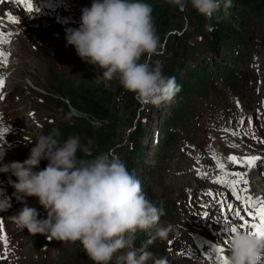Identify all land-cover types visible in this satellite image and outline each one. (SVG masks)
I'll return each mask as SVG.
<instances>
[{
	"label": "clouds",
	"instance_id": "9594fccd",
	"mask_svg": "<svg viewBox=\"0 0 264 264\" xmlns=\"http://www.w3.org/2000/svg\"><path fill=\"white\" fill-rule=\"evenodd\" d=\"M168 3L181 11L190 3L206 19L231 6V0ZM81 11L80 26L69 29L66 40L82 61L102 70L103 79H116L142 106L175 101L181 86L150 63L160 39L152 5L143 0H92ZM60 137L58 128L39 135L23 162L6 163L0 158V173L9 174L8 182L15 189L12 195L23 205L11 216L17 228L49 240L78 241L94 264H148L150 260L169 264L167 257H155L147 245L134 247L138 232L147 233V244H153L168 240L171 231V225L161 223L163 208L147 198L135 174L111 152L80 159L79 137L63 141ZM44 160L47 166L37 171ZM28 197L38 198L46 218L28 206ZM11 207L12 197L0 189V212ZM228 252V264H262L264 238L237 229L228 239Z\"/></svg>",
	"mask_w": 264,
	"mask_h": 264
},
{
	"label": "rangeland",
	"instance_id": "374dc122",
	"mask_svg": "<svg viewBox=\"0 0 264 264\" xmlns=\"http://www.w3.org/2000/svg\"><path fill=\"white\" fill-rule=\"evenodd\" d=\"M159 1L164 0H143L145 3ZM89 2L91 5L92 0H89ZM187 13L188 10L185 8L183 13L179 14V16L172 20V23L167 26V32L161 31L158 33L160 38L158 52L152 56L150 63L153 66L159 65L162 69V73L165 72L168 63L176 61V56L179 57L184 54L185 58L190 59L195 53L193 45L196 38L202 35V32L193 26L194 21L190 20ZM239 17H237L236 22H239ZM208 20L209 19H207V21ZM251 21H253L254 26L251 25V27H248V30L244 32L247 36H252V38L249 39L248 47L250 48L253 46V48L257 50L256 55L259 56V59L251 56V58H246L244 60L245 62L240 61L237 68L243 72V75L253 73V69L251 68L252 64L256 61L257 63H260V60H264V43L262 42V38L264 37L262 35V29L264 28L261 26V29L256 23L257 20L255 21L254 18H252ZM55 23L57 22H54L51 25L53 26ZM223 25L226 26V22H224ZM211 31V25H208L205 29V34L206 32L210 34ZM52 34L53 29H51L50 32L46 30L40 32L32 30V32L30 31L31 38H25L22 46L21 44L17 45L16 58L19 62L16 67L12 68L14 70V74L11 78L12 86L8 91L9 95L5 100V105L9 106L17 115L18 112L22 113L26 122L27 119H29V109L36 108L38 110L36 118H38L42 124L47 125L45 128H39L32 126L27 122L30 126L31 134H36L37 136L45 134L48 128L53 129L55 124H57L56 122H62L65 124L75 122L80 125L87 123L95 127L97 130H103L104 128V130L108 132L110 131L112 145H116L109 151L120 159H128L133 156L134 166H137L135 169L138 173H143L142 168L146 163L143 165L140 164L143 161L142 157L144 155L147 164L149 163L151 166H162L163 172L154 173L155 176L151 178L149 185L153 193L161 201L170 204L172 210V199H174L178 193L184 192L185 190L180 188V182L185 180V177L181 175L183 169L182 164L184 161L181 160L183 156V153L180 150L182 138L177 135L179 133H176L174 135L175 137L171 138V141L175 143L177 142V145L175 147L169 146L168 140L165 149L158 150L157 155L154 158L152 148L151 150H145L144 148V155L141 153L138 154V145L134 144L133 138L131 140V136L135 128V123H138L137 119L140 117L139 110H141V114H144V111H142L141 108L138 109L139 107L137 102H135L136 99L134 95L125 92L116 79L111 81L103 79L101 76L102 70L82 61L73 47L63 44L59 41L56 34H53V36ZM49 36L52 37L51 41L46 40V38L49 39ZM41 40L45 41L47 47L39 44V41ZM253 42L255 45H252ZM35 45H37L39 49L35 48ZM217 48H220L219 44H217ZM49 50L50 53L48 52ZM224 54L225 53L222 55ZM174 69L179 71L180 76H184L183 67H177L174 65ZM236 81L237 80L235 79L236 88H239V92L243 93L241 96L244 97L246 95L249 97V95L245 93L249 92L247 87L240 81ZM92 83H97L101 87L113 90L112 92L114 93L115 98L111 109L114 113L109 118H94L87 111L79 107V105H81L79 97L75 94H70V91H74L76 87H88ZM217 88L227 90L228 94L231 95L232 105L234 104L238 106L239 102L235 98L237 96L234 93H231L226 82L218 80ZM210 100L211 99L209 98L208 101ZM218 100L219 94L212 92V101ZM162 105V112L164 113L151 112V116H153L152 127L149 129L147 136L142 137L141 142L143 145L149 146L147 144L149 142V137L152 138V134L150 135V133L152 130L158 129L164 121V118L170 114L167 104ZM201 105L202 107L199 108V113L206 107V103ZM151 106L152 105L149 106V109H152ZM65 108H67V110ZM132 111L133 113L135 112V115H132ZM70 114L77 116L80 121L72 119ZM22 115H19V117L21 118ZM134 116H136L135 121L132 122L131 118ZM139 119L144 122L142 117ZM205 120L206 116L200 117L199 119H196L195 117L189 119V124L187 125V131L185 133L187 135L189 132L193 133L195 141H198L200 137L199 133L202 128H204ZM199 123H202V126H198ZM182 126L185 125L182 124ZM182 131L180 135L182 134ZM77 133L82 139L86 137L88 144L91 145H97L100 136H105L103 132L100 133V136L99 134L88 136L83 130L76 131L75 129H72L68 133V136H77ZM87 141L82 142V145L80 144V149H82L83 153L92 152V148L86 145ZM22 145L25 146L23 143H20L21 147ZM28 145L30 148L25 150L21 156L14 157L15 161L20 158V162H23L28 158L30 149L35 146V142L32 144L28 143ZM153 145H155V143H153ZM47 163V160L42 161L40 164L41 167L36 170L44 169L47 166ZM14 192L15 189H13L12 194ZM12 194V201L15 202L16 199ZM27 204L28 206H32L31 202H27ZM35 206L38 212H41L44 209L39 203ZM174 215L175 208L168 216L171 219ZM46 217L47 216H43V218ZM12 229L15 233L17 232V228H15L14 225H12ZM20 235L24 237L23 257L20 264H72V258L75 257L77 247L79 246L78 241L76 243H71L53 240L50 249H40L41 244L47 243L45 240L47 237L45 235L42 236L37 234L32 238V235L29 234L28 231L25 233L20 232Z\"/></svg>",
	"mask_w": 264,
	"mask_h": 264
},
{
	"label": "trees",
	"instance_id": "16d2710c",
	"mask_svg": "<svg viewBox=\"0 0 264 264\" xmlns=\"http://www.w3.org/2000/svg\"><path fill=\"white\" fill-rule=\"evenodd\" d=\"M148 4L152 5L153 7V18L157 29V34L161 31L167 32L169 24L172 23V20L177 17V12L179 8L170 5L168 0L153 2ZM261 4V5H260ZM242 5L244 7L245 13L247 17H254L257 20L259 25L264 26V0H231V6L225 12L223 7L221 8L222 11L220 14H214L211 19L207 21V19L199 14L195 9L192 8L191 4L189 3L187 9H189L188 16L190 20H193V25L201 31H204L208 24L215 26L214 30L210 34L203 35V38H200L196 41L194 49L199 50L197 53H201L203 50H208L213 48L216 41H220L221 43H230L229 37L237 35L239 31L236 27L232 24V20L235 17L237 12V6ZM229 12V16L227 18L228 27H223V19L222 14ZM176 61L171 64H168V73L166 77H174L176 79L177 73L174 72L173 67L174 65L180 66L183 62L184 56L175 57ZM166 67V68H167ZM199 68L195 67L191 71H189L188 77H191L194 81L195 86L192 83L183 79V81L179 84L181 88H185L186 91L193 90L194 88L197 89V85L199 89H201L200 83V75H199ZM206 75V73H205ZM70 94H75L79 97L81 105L79 107L89 114H91L94 118L97 119H105L112 116L111 105L113 104L114 95L111 89L101 87L97 83H92L88 87H81L78 86L74 89V91H70ZM173 107L175 108V113L181 111L182 109H186L185 106L181 105V101L175 98L173 102ZM89 125V124H88ZM90 128H86L85 131L90 135L94 136L95 134H99L103 132L105 136H100L97 141V145L88 144L90 148H92V152L83 153L82 150H79L78 157L83 160H91L100 153H104L107 147L112 145V137L110 135V131L104 130H97L93 126L89 125ZM105 140V141H104ZM129 162L131 158L128 159ZM126 162V166L129 164ZM77 264H91L92 260L89 259L87 254L84 250L78 249V257L76 258Z\"/></svg>",
	"mask_w": 264,
	"mask_h": 264
},
{
	"label": "snow or ice",
	"instance_id": "6c2138e0",
	"mask_svg": "<svg viewBox=\"0 0 264 264\" xmlns=\"http://www.w3.org/2000/svg\"><path fill=\"white\" fill-rule=\"evenodd\" d=\"M18 3L23 4L28 12L34 11L33 2L32 0H17ZM38 11L39 9H35ZM13 22H16L13 18ZM0 42L7 43V40H3ZM0 55H3V53H0ZM4 62H7V57H4ZM5 86V81L3 79H0V89H3ZM3 97L0 96V99ZM3 131H7V129H4ZM233 135H236V133H233ZM0 136H3V132H0ZM234 146V145H233ZM213 159H217V157L213 156ZM262 158L260 156H248L245 157L243 160L235 155H230L227 157V160L230 161L233 164H241V165H247L249 168L255 167L257 161H260ZM217 166L222 171L226 168V165L222 162L217 163ZM199 171V170H198ZM206 175V174H205ZM233 176L237 177L236 179H227L225 178H217L214 183L217 184H224L227 185L228 188H230L233 193H235V198L237 201H242L243 204L247 205V207L244 208V212L247 213L248 217H251L253 221H258L249 224V221L245 219L243 215H241V211L239 208H233V205L228 204L227 209L229 211H233L234 215L238 217L241 221H243V227L248 228L253 232V234L258 235L261 238H264V198H253L251 195L241 196L238 192H236V188L238 185H240L242 182L244 184H247L248 181L245 179V175L239 172L233 173ZM243 192L247 193L249 190L247 188L242 189ZM209 196H214L213 193H208ZM254 209V212L252 211ZM208 214H205V217H207ZM3 221L0 220V225H2ZM230 232H235L237 229L235 227H230L226 229ZM0 240H3L5 247L7 249L8 245V238L7 235L0 236ZM213 252L216 254L215 259L219 261V264H228V256L224 255L225 249L223 247H214Z\"/></svg>",
	"mask_w": 264,
	"mask_h": 264
},
{
	"label": "bare ground",
	"instance_id": "6f19581e",
	"mask_svg": "<svg viewBox=\"0 0 264 264\" xmlns=\"http://www.w3.org/2000/svg\"><path fill=\"white\" fill-rule=\"evenodd\" d=\"M256 2H257V0H256ZM261 5V4H260ZM155 106H151V108L153 109ZM178 138H179V136H178ZM135 146V145H134ZM135 151V150H134ZM133 157V156H132ZM134 160V159H133ZM129 161V160H128Z\"/></svg>",
	"mask_w": 264,
	"mask_h": 264
}]
</instances>
